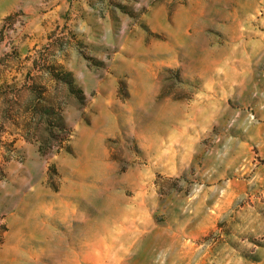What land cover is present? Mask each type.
Wrapping results in <instances>:
<instances>
[{"label": "rangeland", "instance_id": "obj_1", "mask_svg": "<svg viewBox=\"0 0 264 264\" xmlns=\"http://www.w3.org/2000/svg\"><path fill=\"white\" fill-rule=\"evenodd\" d=\"M0 122V264H264V0H0Z\"/></svg>", "mask_w": 264, "mask_h": 264}, {"label": "trees", "instance_id": "obj_2", "mask_svg": "<svg viewBox=\"0 0 264 264\" xmlns=\"http://www.w3.org/2000/svg\"><path fill=\"white\" fill-rule=\"evenodd\" d=\"M53 72V71H52ZM70 75V73H69ZM64 80L65 79H61ZM70 83L71 81H65ZM31 90L36 97V109L35 111L37 114L44 120L46 125V130L48 133V139L51 140L52 142H55V146H57L58 150H67V145H65L64 142L70 140V136L72 134V131L68 128L66 123L64 122L63 116L58 110L51 105H46V99L44 97V89L42 87H37V86H32ZM8 132L7 129L2 127V124L0 122V157L4 156L2 153L3 149L7 150H14V143L15 139L13 141H7L3 139L4 134ZM6 158V157H5ZM7 160H9L7 158ZM0 161H2L0 159ZM3 170L0 169V179L2 178V173ZM7 231L6 225L3 223L0 225V243L4 239V234Z\"/></svg>", "mask_w": 264, "mask_h": 264}]
</instances>
